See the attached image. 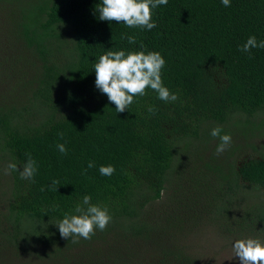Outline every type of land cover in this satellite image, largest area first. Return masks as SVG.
I'll use <instances>...</instances> for the list:
<instances>
[{
  "label": "trees",
  "instance_id": "1",
  "mask_svg": "<svg viewBox=\"0 0 264 264\" xmlns=\"http://www.w3.org/2000/svg\"><path fill=\"white\" fill-rule=\"evenodd\" d=\"M101 2L25 0L17 9L10 42L22 51L5 69L13 84L0 94V179L5 181L0 183V246L20 259L25 253L65 262L74 250L108 247L109 236L121 244L156 237L162 257L154 264H196L181 246H163L180 232L177 219L152 222L146 207L162 200L173 180L177 144L199 139L206 124L264 113V49L239 50L250 36L264 41V0H230V7L221 0H168L152 10L157 27L151 31L101 21L96 11ZM123 34L135 36L136 43ZM107 50L159 52L166 62L163 84L178 99L164 102L148 89L118 113L95 87L94 64ZM239 129L243 146H249L246 135L264 131V119L261 125L248 120ZM57 144L65 145L66 155ZM29 153L37 165L33 180L21 179L17 171L5 174L9 163L22 171ZM259 153L238 159L232 152L225 161L210 155L220 183L213 189L199 186L198 191L212 190L215 203L221 201L216 212L227 218L225 231L234 240H264V154ZM90 162L95 166L88 168ZM102 165L114 166L115 172L101 175ZM199 180L195 177L191 186ZM240 188L259 197L241 210L235 225L238 204L232 201ZM85 195L108 208L111 222L90 240L62 238L58 223L65 214H78L75 208Z\"/></svg>",
  "mask_w": 264,
  "mask_h": 264
},
{
  "label": "rangeland",
  "instance_id": "2",
  "mask_svg": "<svg viewBox=\"0 0 264 264\" xmlns=\"http://www.w3.org/2000/svg\"><path fill=\"white\" fill-rule=\"evenodd\" d=\"M23 2L25 3V0H0V94L5 92L7 94L8 88L13 84L12 74L7 73L5 69L12 66L15 55L22 51L21 46H15L10 41L11 25L14 19L20 17L17 9L22 6ZM262 119H264V113H259L253 118L237 116L236 119H232L230 123L224 125L209 123L204 125L203 130L206 133L202 132L199 139L185 140L177 144L173 180L171 179L170 186L164 192L162 200L146 207V214L152 222L158 220L159 217L170 216L172 219L175 217L176 222L179 223L177 228L180 232L171 235L170 245H161L165 248L169 247L170 250L174 246H181L182 251L187 253L184 256H189L196 264H240L239 258L234 257L232 252L235 240L230 237L228 231H225L227 218L216 212L218 203L221 201L218 200L215 203L216 198L212 190H198L202 185L210 186L213 189L219 182L214 177L216 166L214 162L211 163L210 155H216V158L225 161L227 156L231 159L229 155L232 152L236 157L238 155V159L260 155L259 152L264 154V131L257 130L252 134L250 132L246 135L249 137L250 144L243 146L244 134L240 133V135V129L238 130L242 125L245 126V122L248 120L256 125H261ZM217 126L224 130V134H229L232 137L230 147L220 155L216 154V147L220 143L219 138L206 136ZM254 146L256 150H253ZM195 177L200 178L195 183L196 188L191 186ZM0 183L4 185L5 181L1 178ZM222 185L226 184L222 183ZM247 191L246 188H240L234 195L232 204H238V210L233 213L235 225V222L239 224L241 221L239 218L241 210L257 203L258 192L253 191L254 193L250 195ZM216 194H220L217 189H215ZM1 212H4L2 207H0ZM109 237L108 247L105 245L97 248V246L90 245L82 250H74L69 253L65 262L33 258L25 253H23L24 258L20 259L21 257L14 253L9 255L0 246V264H154L158 263V259L162 257L155 249L158 244L160 245L156 237L154 239L136 238L130 244L127 242L121 244L118 241L119 238ZM17 253L22 255V252ZM167 263H171V261H167Z\"/></svg>",
  "mask_w": 264,
  "mask_h": 264
},
{
  "label": "clouds",
  "instance_id": "3",
  "mask_svg": "<svg viewBox=\"0 0 264 264\" xmlns=\"http://www.w3.org/2000/svg\"><path fill=\"white\" fill-rule=\"evenodd\" d=\"M225 7H230V0H221ZM168 0H102L97 6L101 21L117 22L126 25L128 28H140L151 31L157 27L152 19V10L161 5H167ZM122 39L127 38L130 44L136 43L135 36L123 34ZM144 49V45H140ZM253 48L264 49V41L257 42L255 36L248 37L246 43L239 49L242 52H250ZM165 59L159 52L130 51L125 52L107 50L94 64L95 87L104 95L110 103L115 105L118 113L128 110L134 103L135 97H143L147 90L155 91L159 100L164 102H174L177 95L171 93L164 86L162 80V70L165 66ZM148 111L155 112L150 106ZM222 128L214 127L211 136L219 138L220 143L216 147V154L220 155L230 147L232 137L229 134L221 135ZM63 138V134H61ZM57 149L62 154H67L64 144H57ZM27 155V161L20 171L16 163H9L5 174L12 171L19 172L23 180H33L37 173L36 161ZM93 163L88 164L92 168ZM99 172L104 176H111L115 172L112 165L100 166ZM59 181L52 182V188L56 189ZM41 191H44L42 188ZM91 196L85 195L82 205H77L75 212L77 215H67L58 223L57 227L62 238L79 237L90 240L95 235L96 230L103 231L112 220L106 206L91 203ZM86 206V207H85ZM73 242H78L73 239ZM234 257H238L240 264H264V240L260 238L245 237L234 241L232 246Z\"/></svg>",
  "mask_w": 264,
  "mask_h": 264
}]
</instances>
